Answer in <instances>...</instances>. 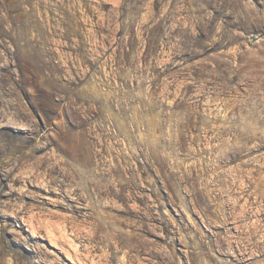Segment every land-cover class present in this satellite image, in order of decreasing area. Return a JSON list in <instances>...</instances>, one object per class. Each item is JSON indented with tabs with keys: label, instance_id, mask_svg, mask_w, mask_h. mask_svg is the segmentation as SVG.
Segmentation results:
<instances>
[{
	"label": "rangeland",
	"instance_id": "1",
	"mask_svg": "<svg viewBox=\"0 0 264 264\" xmlns=\"http://www.w3.org/2000/svg\"><path fill=\"white\" fill-rule=\"evenodd\" d=\"M0 264H264V0H0Z\"/></svg>",
	"mask_w": 264,
	"mask_h": 264
}]
</instances>
